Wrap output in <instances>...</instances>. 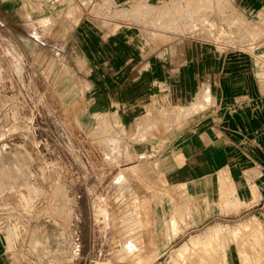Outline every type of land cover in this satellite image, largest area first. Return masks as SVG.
I'll list each match as a JSON object with an SVG mask.
<instances>
[{
    "label": "crops",
    "instance_id": "0c3cea01",
    "mask_svg": "<svg viewBox=\"0 0 264 264\" xmlns=\"http://www.w3.org/2000/svg\"><path fill=\"white\" fill-rule=\"evenodd\" d=\"M162 1L95 0L111 15L113 5ZM232 2L246 17L264 13V0ZM78 5L0 0V56L22 52L56 75L47 89L58 97L84 101L93 116H116L128 164L153 155L169 193L155 204L153 264L186 248L174 264H264V81L252 53H224L188 36L150 45L138 24ZM0 264H18L1 232Z\"/></svg>",
    "mask_w": 264,
    "mask_h": 264
},
{
    "label": "rangeland",
    "instance_id": "374dc122",
    "mask_svg": "<svg viewBox=\"0 0 264 264\" xmlns=\"http://www.w3.org/2000/svg\"><path fill=\"white\" fill-rule=\"evenodd\" d=\"M80 3L79 11L138 24L150 45L188 36L224 53L250 51L264 81V13L246 17L232 0L113 5L112 15L104 3ZM7 53L0 56V174H6L0 232L8 251L18 264H153L160 257L155 204L169 194L158 162L144 155L128 164L132 157L116 116H93L84 101L74 103L63 92L58 97L47 89L56 75L32 66L22 52ZM201 255L197 250L189 257L199 262ZM180 256L157 263L174 264Z\"/></svg>",
    "mask_w": 264,
    "mask_h": 264
},
{
    "label": "bare ground",
    "instance_id": "6f19581e",
    "mask_svg": "<svg viewBox=\"0 0 264 264\" xmlns=\"http://www.w3.org/2000/svg\"><path fill=\"white\" fill-rule=\"evenodd\" d=\"M127 177H128V176H127ZM123 178H124V174L122 173V174L119 175L118 179L122 180V183H123V181H125ZM119 182H121V181H119ZM121 188H122V187H121ZM127 190H128V189H127ZM124 191H125V190H124ZM129 216H130V215H129ZM133 216H134V215H133ZM133 216H130V217H133ZM134 217H136V216H134ZM123 218H124V217H123ZM128 218H129V217H128ZM135 219H136V218H135ZM133 220H134V219H133ZM138 220H139V219H138ZM130 221H132V219H130L129 222H130ZM127 222H128V220H127ZM132 222H133V221H132ZM136 222H137V221H135V224H136ZM130 223H131V222H130ZM131 225H132V223H131ZM137 225H138V223H137ZM137 225H136V226H137ZM133 228H134V226H133ZM136 228H137V227H136ZM134 229H135V228H134ZM138 229H139V228H138ZM138 229H136V230H138ZM136 235H137V234H136ZM134 238H135V237H134ZM131 241H132V240H131ZM134 242H135V241H134ZM129 246H130V244H129ZM198 246H199V245H198ZM204 246H205V245H204ZM134 247H135V246H134ZM206 247H207V246H206ZM125 248H126V247H125ZM188 249H189V248H188ZM188 249L186 248V249L183 250V252H182V255H183V256H184V253H185L186 251H187V252L189 251ZM191 251H192V250H191ZM132 253H133V252H132ZM129 254H130V253H129ZM183 256H182V257H183ZM119 259H120V258H119Z\"/></svg>",
    "mask_w": 264,
    "mask_h": 264
}]
</instances>
